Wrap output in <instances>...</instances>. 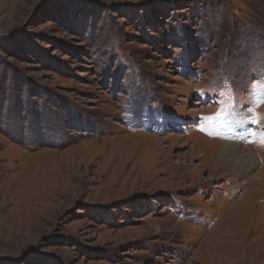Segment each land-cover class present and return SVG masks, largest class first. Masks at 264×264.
Here are the masks:
<instances>
[{"label": "rangeland", "instance_id": "374dc122", "mask_svg": "<svg viewBox=\"0 0 264 264\" xmlns=\"http://www.w3.org/2000/svg\"><path fill=\"white\" fill-rule=\"evenodd\" d=\"M0 264H264V0H0Z\"/></svg>", "mask_w": 264, "mask_h": 264}, {"label": "bare ground", "instance_id": "6f19581e", "mask_svg": "<svg viewBox=\"0 0 264 264\" xmlns=\"http://www.w3.org/2000/svg\"><path fill=\"white\" fill-rule=\"evenodd\" d=\"M231 127L232 132L234 134H237L239 130H244V126L238 122L237 116H232L231 118ZM237 127V128H235ZM240 133H243L242 131ZM239 134V133H238ZM244 136L242 135V138ZM239 143H228L225 145V149L223 151L224 156H227L228 160H235L237 159V162L239 165H254L256 163V154L252 153L251 151H247L246 154H244L246 149H238ZM244 152V153H243ZM236 161V160H235Z\"/></svg>", "mask_w": 264, "mask_h": 264}]
</instances>
